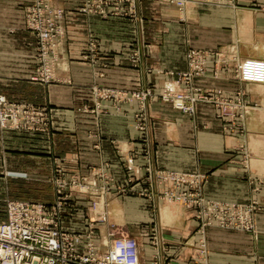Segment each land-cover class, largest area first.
Wrapping results in <instances>:
<instances>
[{
	"label": "crops",
	"instance_id": "0c3cea01",
	"mask_svg": "<svg viewBox=\"0 0 264 264\" xmlns=\"http://www.w3.org/2000/svg\"><path fill=\"white\" fill-rule=\"evenodd\" d=\"M32 1L0 0V93L13 101L47 105L50 129L0 128V168L9 170L12 176L24 173L47 177L49 200L44 203L55 199L51 179L56 167L88 172L90 167L108 161L112 175L124 179L128 175L125 158L136 165L145 164L144 141L134 126L133 104L122 114L84 112V105L92 106L91 85L126 90L137 81L143 86L153 80L161 81L162 86L166 78L163 70L187 68L186 51L190 47L219 50L236 45L240 59H264V9L253 8L263 7L264 0H195L183 10L148 1L141 6V25L130 18L87 16L73 10L71 5L76 0H57L67 10L68 35L61 45L56 79L49 84L32 81L37 68V43L24 22L26 7ZM141 31L145 40L138 38ZM90 32L99 39L102 57L109 64L103 78L84 60ZM135 45L142 46L144 54L150 52L149 57H143L140 69H134L128 57ZM146 63L160 72L147 74ZM196 83L205 88L220 87L226 95L244 88L247 97L261 106L248 116L245 134L230 136L223 133L210 107H202L197 117H190L168 103L150 101L153 119L149 148L153 164L160 169L205 172L203 193L208 199L257 200L261 210L255 221L260 237L254 239L245 231L211 226L206 231V256L197 262L192 256L197 252L199 235L190 210L176 202L162 204L158 197L111 194L108 220L93 224L96 241L110 240L107 233L111 227L117 233L136 236L140 264H154L155 255L159 264H165L166 255L173 256L174 264H264V84L242 83L229 67H209ZM136 185L141 188L144 182ZM73 202L62 210L61 228L82 235L79 245L83 249L90 200L83 195ZM154 227L158 249L146 235ZM167 243L170 250L161 248Z\"/></svg>",
	"mask_w": 264,
	"mask_h": 264
},
{
	"label": "rangeland",
	"instance_id": "374dc122",
	"mask_svg": "<svg viewBox=\"0 0 264 264\" xmlns=\"http://www.w3.org/2000/svg\"><path fill=\"white\" fill-rule=\"evenodd\" d=\"M57 0H49V42H48V52L46 53V58L42 57V44H41V38L39 37L36 32H33L29 29V24L27 22V11L30 5H32L35 0H33L25 10V17L24 22L26 28L34 34L36 38L37 43V68L35 73L31 76L30 80L32 81H39L45 84H49L52 81L56 79V66L58 61L61 57V45L63 42H65L67 37V27H66V9L62 5L58 4L56 2ZM153 2L160 5L165 6H174L177 7L180 10L185 9L189 4L194 2L195 0H187L183 5H180L178 3V0H76V3L74 5H71L73 10H76L80 13H83L87 16L95 15L99 16L103 19H109V18H115V17H122V18H130L135 22L136 24L140 25L143 22V16L140 14V10H142L141 6L145 2ZM230 2L233 0H229ZM232 3V2H231ZM254 9H264L263 7H259L254 5ZM63 10V12H62ZM62 12V15L59 14ZM53 21V23H52ZM53 24V25H52ZM141 29L144 31V28L141 27ZM141 31L140 38L141 40H145L143 37L144 32ZM138 32V31H137ZM138 38L135 39V43L138 41ZM236 45H233L231 48L226 49H219V50H208V49H199L190 47L186 51V59H187V68L186 69H169V70H163V75L166 76L165 80L162 81V86L153 80H149V82L146 85L141 86L142 84L137 81L135 86L133 88H129L126 90H122L120 88L111 86V85H105V84H99L95 83L91 85L90 90V99L92 101V106L86 104L82 107V110L84 112H93V113H111L115 112L118 114H122L125 112L126 107H131L133 104V119H134V126L137 131H139L143 136V153L145 156V164L142 166L136 165L133 163L132 159L125 158L126 162V171L128 175L124 179H118L114 175H112L110 171V163L108 161H103L99 166L96 167H90L88 172H81L76 170H66L63 167H56L53 177H52V183L55 188V199L53 202L50 203H44L42 201L49 200V179L44 176H38V175H26L24 173L21 174V176H12L9 175V170H5L4 168H0V223H3L8 219H6V213H7V204L11 200H17V198H25L27 200L24 201H31V202H38V203H44L46 205H53L55 204L56 200L58 199V193H57V184L55 183V179L57 177H65L69 179V181L72 179V177L78 176L82 178L84 181V178H96L97 185L95 187L89 188L87 191H81L77 186L70 189L68 188L66 191V202L64 204V207L70 205L71 202L79 200V197L83 196L88 197L90 200L89 207L87 208V218H88V231L86 234H84V239L86 238V244L83 249H80V242L83 240L82 235L71 233L68 231H64L62 227V210L61 209V220H60V229L64 233H70L73 235H76L80 238L78 243V250L81 253H85L88 251L90 246H96L101 253L105 252L106 250V243H109V240H103L100 242L96 241V233L93 228V224L97 221H107L108 220V197L111 194H115L118 196L123 195H138L141 197L148 196L152 197H158V201L162 204L166 203H179L180 205L184 206L188 210L191 211L192 217L196 220V232L199 235L198 242H197V252L195 255L192 256L193 260L197 259V262L204 260L207 248H206V231L207 228L211 226H215L218 228H228V229H234V230H241L245 231L249 234H251L254 239H258L260 237V231L257 228V224L255 221L257 213L261 210L260 203L252 199L248 202H236L240 203L241 205H246L247 207L244 208V215L248 216V219L245 220L244 224H240L243 222L241 220L240 223H238L239 219L237 215H231L230 223L227 225L222 226L221 224H218L214 221L208 222V214H204V211L202 207L200 206L197 201L189 199L188 197L185 198L181 193L183 190H189V192L194 193L196 192L197 187L190 188V184L185 183L186 185L182 186L181 189L176 192L177 198H170L167 195V192H171L172 190H176L174 184L176 183L174 179L171 177L173 174H169L172 172H180L185 173L189 175H199V177L203 180H199L200 184L198 187V190L202 193V196L206 201H208L206 204L208 206L212 205L211 203H217L223 201L218 200H212L205 197L203 193L204 185L207 181V175L205 172L202 171H194V172H187V171H178L174 169H160L156 168L153 164V160L151 157V150L149 148L150 143V127L151 122L153 119L152 114L149 111L148 103L154 99L159 100L164 103H168L171 105L174 109V103L172 100H164L162 98V93L167 91H172L174 89L176 90H182L184 92H190L189 94H192V92L195 89H200V92L197 91L199 97L195 103V107L197 109V112L195 114H189L187 112L181 111L182 113L190 116V117H197L200 114V111L202 107H210L214 110V116L215 119L218 120L221 124V129L224 134L230 135V136H242L245 134L247 130V120L248 116L257 108V105L261 106L258 102H253L251 99L247 97V92L244 88L236 90L234 95H226L222 88L220 87H214V88H205L202 85L196 83V79L199 77H202L207 69L209 67H213L215 70L222 67H229L231 69H234V73L236 78L242 82L237 76V60L236 58L240 57L238 56L237 47ZM264 51V50H263ZM150 52L148 55L143 53L142 46L139 47L138 45L132 46V49L128 52L129 60L132 64V67L134 69H140L141 61L143 57H149ZM206 56V65L204 66V70H200L198 67L195 68V65L192 64L194 60H198L200 56ZM237 56L234 58L233 56ZM103 49L99 43V39L94 35V33L90 32L88 36V43H87V51L84 54V60L87 63L92 64L97 70V76L99 78H103L106 76V71L109 68L108 62H106L103 59ZM226 57L228 59H226ZM251 58V57H249ZM246 59V58H244ZM241 59V60H244ZM257 59V58H256ZM227 60L229 62H227ZM264 60V59H263ZM219 61V62H218ZM47 64L49 66V74L47 73V70L43 68V65ZM145 69L147 71V74L151 75L154 72L159 73L160 71H156L154 66L152 64L146 63ZM203 72V73H202ZM192 73L193 77L189 78L187 74ZM49 76V80H43L47 79ZM159 87V88H158ZM123 91L124 94L115 95L114 92ZM151 91L153 95L146 98V100L141 97L138 98V96H135V94L140 92H148ZM219 91H222V95L227 97H234L236 96L238 91H243L245 93V100L247 101L250 109L248 113H245L243 116L241 114V110H233V111H225L226 113L222 116H219L221 114L220 109L221 107L218 106L216 103H210L205 100L204 97L209 98L210 96H216L215 94L219 93ZM1 95H4L3 93H0ZM6 97V95H4ZM191 97L190 95H188ZM6 99L9 101L10 104H15L18 106H23L25 109H30L32 111H35L36 120L39 121V124L37 125L39 128L34 130L29 129H21L18 131H39V132H46L50 129V122H51V113L49 111V107L47 105H36L33 103H27V102H20V101H13L6 97ZM222 99V98H219ZM189 103H192V100L189 98ZM260 108V107H259ZM231 114V115H230ZM247 114V115H246ZM24 116V115H22ZM43 124V125H42ZM1 129H12L17 130L11 127H1ZM119 151L122 153L124 152V149L118 148ZM40 166H43V163H40ZM168 174V175H167ZM160 175V176H158ZM198 179V178H197ZM141 181L144 182V185L141 188H137L138 185H136L138 182L141 183ZM198 182V181H197ZM48 183V184H47ZM114 184H121L122 186H126V191H120L114 189ZM108 188V189H107ZM156 189V192L154 191ZM158 190V191H157ZM177 191V190H176ZM189 194V193H188ZM101 195V196H100ZM179 196V197H178ZM194 196V195H193ZM12 198V199H11ZM14 198V199H13ZM16 198V199H15ZM40 200V201H39ZM102 201V202H100ZM100 202L99 206L97 207V203ZM75 204V202H73ZM72 203V204H73ZM71 204V205H72ZM73 204V205H74ZM6 211V212H5ZM98 218V219H97ZM6 219V220H5ZM114 227H111V230L108 231L107 235L109 236L110 232H114L117 235L122 233H117ZM126 235V234H124ZM146 235L149 237V240L151 242V245L158 249V246L160 242H158L157 238V231L155 227L150 230V232H147ZM146 236V237H147ZM140 243V242H139ZM164 247V250H170L169 245H163L161 248ZM156 254V253H155ZM154 264H159V257L155 255L153 257ZM196 261V260H195ZM173 256L166 255L165 264H174Z\"/></svg>",
	"mask_w": 264,
	"mask_h": 264
},
{
	"label": "built area",
	"instance_id": "2783aa9c",
	"mask_svg": "<svg viewBox=\"0 0 264 264\" xmlns=\"http://www.w3.org/2000/svg\"><path fill=\"white\" fill-rule=\"evenodd\" d=\"M185 2L187 0H178L180 5ZM49 12V0H35L27 11L29 29L36 32L39 37H42L43 58H46V53L49 50L48 39L51 36L49 28H47L49 26ZM62 12L59 14L60 16ZM205 57V55L200 56L198 60L192 61L195 68L198 67L200 70H204L206 65ZM233 57L236 58L237 56ZM226 59L228 58L226 57ZM236 60L238 63L237 76L241 81L264 84L263 59L246 58L241 60L236 58ZM227 62L229 61L227 60ZM43 68L49 74V66L44 64ZM187 75L189 78L193 77L192 73ZM43 80H49V76ZM197 91L200 92V89H195L192 94H189L190 92L174 89L163 92L161 96L164 100H172L176 109L195 114L197 109L193 102L199 99V97H196L197 95L199 96ZM114 94L119 95L124 94V92L115 91ZM151 95H153L151 91L135 94V96L141 97L143 100H146ZM215 95L213 96L212 94L209 98H204L207 102L216 103L221 107L219 116L225 114L227 110H241V114L244 116L250 109H253L249 107L245 100L243 91H238L236 96L232 98L222 95V91ZM189 98L192 103L188 102ZM259 107L257 105V108ZM38 124L39 121L36 120L35 111L25 109L23 106L10 104L6 97L0 94L1 127H11L17 130H36L39 128ZM169 174H173L171 177L176 182L174 186L177 191L172 190L167 192V195L172 199L177 198L176 192L186 185L185 183L187 182L190 184V188L197 187L196 192L192 194L189 190H183L181 194L185 198L188 197L200 204L202 209L205 210L204 214L209 215V223L215 220L214 222L222 226L228 225L231 215L234 214L239 219L238 223L243 220L240 224H244L245 220H249L248 216L244 215L245 210L242 208V206L247 207L246 205L236 202H217L208 206L206 204L208 201L204 199L202 193L198 190L199 180H203L199 175H189L180 172ZM55 183L57 184L58 199L53 205L24 200H11L8 202V219L0 223V264H140V243L138 238L132 235H117L114 232H110L109 237L111 239L109 243H106L105 252L101 253L96 246L92 245L87 252L81 253L78 250L77 243L80 238L70 233H64L60 229L61 209L66 202V191L68 188L72 189L77 186L81 191L85 192L89 188L98 186L96 178H84L83 181L82 178L75 176L69 181L65 177H57ZM113 187L115 190L126 191L125 185L114 184Z\"/></svg>",
	"mask_w": 264,
	"mask_h": 264
},
{
	"label": "bare ground",
	"instance_id": "6f19581e",
	"mask_svg": "<svg viewBox=\"0 0 264 264\" xmlns=\"http://www.w3.org/2000/svg\"><path fill=\"white\" fill-rule=\"evenodd\" d=\"M100 202H102V201H100ZM100 202L97 203V207L100 205V204H99Z\"/></svg>",
	"mask_w": 264,
	"mask_h": 264
}]
</instances>
